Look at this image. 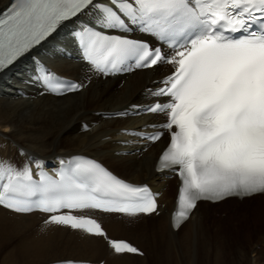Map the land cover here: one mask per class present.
I'll return each mask as SVG.
<instances>
[{
    "label": "snow or ice",
    "instance_id": "snow-or-ice-1",
    "mask_svg": "<svg viewBox=\"0 0 264 264\" xmlns=\"http://www.w3.org/2000/svg\"><path fill=\"white\" fill-rule=\"evenodd\" d=\"M93 11L99 28L81 23L76 33L82 59L93 69L106 75L164 65L174 69L156 82L160 87L145 90L168 100L144 108L167 117L159 127L170 143L157 171L176 170L180 177L173 227L189 218L198 201L264 195V0H12L0 11V72L65 22ZM133 30L157 44L114 34ZM37 71L56 95L82 87L64 82L42 63ZM163 135L145 138L155 142ZM60 163L54 177L31 156L19 166L0 158V206L19 214H49L45 226L103 238L116 255L142 254L111 238L98 219L76 213L151 215L158 208L156 194L93 159Z\"/></svg>",
    "mask_w": 264,
    "mask_h": 264
},
{
    "label": "bare ground",
    "instance_id": "bare-ground-1",
    "mask_svg": "<svg viewBox=\"0 0 264 264\" xmlns=\"http://www.w3.org/2000/svg\"><path fill=\"white\" fill-rule=\"evenodd\" d=\"M9 1L0 0V10ZM82 18L97 20L94 12ZM44 53L52 72L75 78L83 87L59 98L42 92L26 71L32 59L0 78V158L19 166L26 155L51 168L59 158L88 155L125 180L152 185L161 194L159 202L164 208L158 217L148 218L85 212L96 216L111 238L128 240L142 253L116 255L103 238L64 226H45L43 215H21L0 207V264H61L68 259L86 264H264V224L256 229L257 240L246 248L229 245L223 231L228 234L233 230L228 228L232 206H224L228 215L219 219L209 205L198 204L187 222L177 231L171 229L176 186L153 172L164 142L134 147L127 133L135 126L161 122L160 115L112 120L98 116V112L151 101L145 90L167 73L166 66L112 77L55 44L46 46ZM136 148L139 153L123 154ZM258 205L259 209L249 208L251 212L264 211L263 198Z\"/></svg>",
    "mask_w": 264,
    "mask_h": 264
},
{
    "label": "rangeland",
    "instance_id": "rangeland-1",
    "mask_svg": "<svg viewBox=\"0 0 264 264\" xmlns=\"http://www.w3.org/2000/svg\"><path fill=\"white\" fill-rule=\"evenodd\" d=\"M247 213L248 214H244V215L241 214L239 216L237 215V217H234L232 220H230V224L228 228H230L231 226V229H233L232 232L234 234L230 230L227 231L228 234H226L223 231L224 235L227 236V238L229 237L228 241H230L229 242L230 246H234L237 248H246L252 240H257L258 232L256 229L257 227L262 225L263 216L260 215L261 213H253V212H251V214L249 212ZM262 232L263 231H261L260 233ZM239 234L242 235H240V238L237 239V235ZM231 235H234V237L236 236L235 240L234 237ZM252 236L253 239L251 238ZM231 240H233L234 242L236 241V244H234V242Z\"/></svg>",
    "mask_w": 264,
    "mask_h": 264
}]
</instances>
